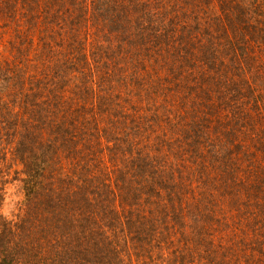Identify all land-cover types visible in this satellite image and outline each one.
I'll list each match as a JSON object with an SVG mask.
<instances>
[{
	"label": "trees",
	"instance_id": "trees-1",
	"mask_svg": "<svg viewBox=\"0 0 264 264\" xmlns=\"http://www.w3.org/2000/svg\"><path fill=\"white\" fill-rule=\"evenodd\" d=\"M244 6L0 0L24 26L0 62V264H264V178L220 116L264 113V88L215 81L264 42Z\"/></svg>",
	"mask_w": 264,
	"mask_h": 264
},
{
	"label": "rangeland",
	"instance_id": "rangeland-1",
	"mask_svg": "<svg viewBox=\"0 0 264 264\" xmlns=\"http://www.w3.org/2000/svg\"><path fill=\"white\" fill-rule=\"evenodd\" d=\"M240 1V0H239ZM245 2L243 8L245 17L249 22H257V26L260 29H264V0H241ZM193 9H188V11ZM211 10L214 15H222L219 4L214 2ZM194 12V10H193ZM10 20L2 19L0 16V62L13 61L14 51L11 48V44L14 34V29H21L24 26H20L23 21L20 11L13 12ZM223 16V15H222ZM229 25V19L227 26ZM229 26L228 28H230ZM226 29V26L224 27ZM231 30L228 29V36L231 37ZM10 31V32H8ZM262 33H257L253 42L246 44L247 51H251V56H245L244 62L235 60L233 63L230 62L228 56H220L223 67L219 69L215 81L219 82L223 87L224 82H230V84L236 87L248 89L249 86H253L254 90H260L264 87V42ZM217 69V67H216ZM203 78V77H202ZM244 93V92H243ZM249 93V91H248ZM202 95V94H201ZM249 95V94H248ZM264 95V94H263ZM203 96V95H202ZM220 116L225 121L231 122L234 125V120H238L239 125L242 127L240 132L234 134L232 141L241 145V149H244L243 159L246 161V166L243 168L249 177L258 175L260 178H264V113L259 116L256 115L253 104L247 102V97L238 102L233 106L221 103ZM236 133V132H235ZM101 148V146H98ZM98 150V149H97ZM97 156L94 155L91 159ZM106 158V157H105ZM250 161V162H249ZM68 163V162H66ZM67 167V166H66ZM23 203V194L21 185L17 180H12L10 184L6 185V194L4 204L2 205L3 215L12 218Z\"/></svg>",
	"mask_w": 264,
	"mask_h": 264
}]
</instances>
